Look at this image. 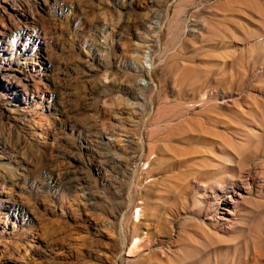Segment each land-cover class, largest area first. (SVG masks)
<instances>
[{"label": "rangeland", "instance_id": "1", "mask_svg": "<svg viewBox=\"0 0 264 264\" xmlns=\"http://www.w3.org/2000/svg\"><path fill=\"white\" fill-rule=\"evenodd\" d=\"M0 264H264V0H0Z\"/></svg>", "mask_w": 264, "mask_h": 264}]
</instances>
